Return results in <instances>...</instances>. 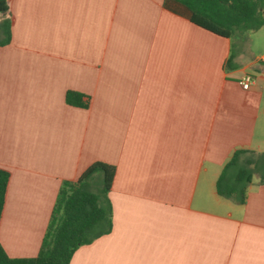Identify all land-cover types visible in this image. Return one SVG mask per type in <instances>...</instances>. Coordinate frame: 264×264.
I'll return each mask as SVG.
<instances>
[{
  "label": "crops",
  "instance_id": "obj_1",
  "mask_svg": "<svg viewBox=\"0 0 264 264\" xmlns=\"http://www.w3.org/2000/svg\"><path fill=\"white\" fill-rule=\"evenodd\" d=\"M7 6V254L37 256L62 184L104 162L115 167L112 230L80 246L71 264H264V182L255 175L243 203L217 191L234 152H264V48L250 31L216 35L176 0ZM70 91L88 106L70 105Z\"/></svg>",
  "mask_w": 264,
  "mask_h": 264
},
{
  "label": "trees",
  "instance_id": "obj_2",
  "mask_svg": "<svg viewBox=\"0 0 264 264\" xmlns=\"http://www.w3.org/2000/svg\"><path fill=\"white\" fill-rule=\"evenodd\" d=\"M176 1L190 9L193 23L226 38L264 26V0ZM7 10V0H0V45L8 43L11 38V21L5 16ZM66 100L70 105L80 107L89 103L87 95L74 91L67 93ZM248 153L250 156H246ZM98 172L102 173V187L99 192H94L90 181ZM114 174V166L95 162L78 180L64 182L38 255L11 257L0 242V264H71L80 246L90 244L112 230V205L108 192ZM255 175H259L264 182V152L237 150L217 180V191L223 197L235 198L243 203ZM9 177V171L0 168V222Z\"/></svg>",
  "mask_w": 264,
  "mask_h": 264
},
{
  "label": "rangeland",
  "instance_id": "obj_3",
  "mask_svg": "<svg viewBox=\"0 0 264 264\" xmlns=\"http://www.w3.org/2000/svg\"><path fill=\"white\" fill-rule=\"evenodd\" d=\"M2 19V15H0V20ZM248 34L255 39L256 44L260 45L264 48V28L260 29L259 31H250ZM246 156H250L248 153ZM102 187V173L98 172L90 181V188L94 192H99Z\"/></svg>",
  "mask_w": 264,
  "mask_h": 264
},
{
  "label": "built area",
  "instance_id": "obj_4",
  "mask_svg": "<svg viewBox=\"0 0 264 264\" xmlns=\"http://www.w3.org/2000/svg\"><path fill=\"white\" fill-rule=\"evenodd\" d=\"M253 81V76L251 74H245L241 79L240 83L244 89H249Z\"/></svg>",
  "mask_w": 264,
  "mask_h": 264
}]
</instances>
